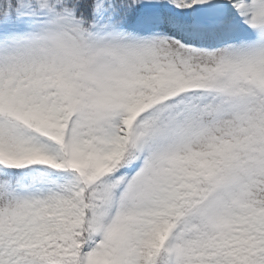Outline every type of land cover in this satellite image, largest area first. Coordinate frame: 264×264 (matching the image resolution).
Wrapping results in <instances>:
<instances>
[{"label":"snow or ice","instance_id":"snow-or-ice-1","mask_svg":"<svg viewBox=\"0 0 264 264\" xmlns=\"http://www.w3.org/2000/svg\"><path fill=\"white\" fill-rule=\"evenodd\" d=\"M0 264H264V0H0Z\"/></svg>","mask_w":264,"mask_h":264}]
</instances>
